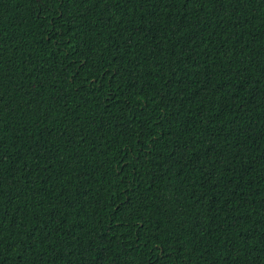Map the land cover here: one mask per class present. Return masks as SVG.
Listing matches in <instances>:
<instances>
[{
	"label": "trees",
	"instance_id": "16d2710c",
	"mask_svg": "<svg viewBox=\"0 0 264 264\" xmlns=\"http://www.w3.org/2000/svg\"><path fill=\"white\" fill-rule=\"evenodd\" d=\"M0 264H264V0H0Z\"/></svg>",
	"mask_w": 264,
	"mask_h": 264
}]
</instances>
